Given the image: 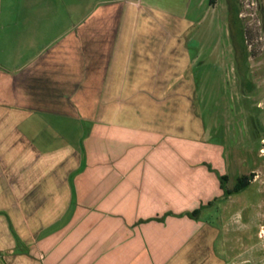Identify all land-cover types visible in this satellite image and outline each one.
I'll return each instance as SVG.
<instances>
[{"label": "crops", "instance_id": "0c3cea01", "mask_svg": "<svg viewBox=\"0 0 264 264\" xmlns=\"http://www.w3.org/2000/svg\"><path fill=\"white\" fill-rule=\"evenodd\" d=\"M126 5L103 1L36 52L0 19V264L221 263L216 229L187 214L223 198V164L194 148L193 112L162 129L177 101L156 89L159 56L145 78L161 37Z\"/></svg>", "mask_w": 264, "mask_h": 264}, {"label": "rangeland", "instance_id": "374dc122", "mask_svg": "<svg viewBox=\"0 0 264 264\" xmlns=\"http://www.w3.org/2000/svg\"><path fill=\"white\" fill-rule=\"evenodd\" d=\"M103 1L117 0H0V19L3 25L12 22L4 27L6 31L17 30L22 35L25 30L32 36L35 40L23 45L36 52ZM118 1L129 8L149 9L155 18L148 23L146 34L161 39L158 45L154 42L158 47L154 52H146L150 58L145 61L146 82L157 72L151 64L159 56L163 74L156 89H168V102L177 101L175 110L164 107L169 91L161 92L162 129L170 125L180 129L183 116L189 118L193 112L192 137L200 142L194 148L200 149L202 159L220 160L226 189L231 190L239 176L250 179L244 190L200 204L195 220L218 232L211 248L213 256L219 264H264V0ZM111 15L120 17V8L115 6ZM233 25H241L243 42ZM146 45L152 46V42ZM244 46L248 59L242 82L234 61L243 63ZM166 81H170L168 87ZM170 113L178 117L175 124L168 122ZM196 157L193 162L214 171L211 161Z\"/></svg>", "mask_w": 264, "mask_h": 264}, {"label": "trees", "instance_id": "16d2710c", "mask_svg": "<svg viewBox=\"0 0 264 264\" xmlns=\"http://www.w3.org/2000/svg\"><path fill=\"white\" fill-rule=\"evenodd\" d=\"M234 18H236L238 20L237 12H235ZM233 29L235 31L234 33L236 35H238L240 40L243 42V32H242L243 30H242L241 25H236V26L233 25ZM247 57H248V53H246V49H245V46H244L243 60L246 61ZM242 73H245V70L242 71ZM249 181H250V179L248 177L239 176L236 179L233 188L231 190H229V189H226V187H225L226 182H227L226 175L219 176V182H220L221 189L223 190V195L224 196H230L233 193H238V192L244 190L249 185ZM201 209H202V207L194 209L193 211L188 213L187 216L190 217V218H195L200 213Z\"/></svg>", "mask_w": 264, "mask_h": 264}, {"label": "flooded vegetation", "instance_id": "af4514ba", "mask_svg": "<svg viewBox=\"0 0 264 264\" xmlns=\"http://www.w3.org/2000/svg\"><path fill=\"white\" fill-rule=\"evenodd\" d=\"M237 21V20H236ZM239 21V20H238ZM232 35V34H231ZM246 49V48H245ZM247 53V52H246ZM248 57L246 58V61H247ZM246 61H243V63H240V62H237V61H234L235 63V68L238 72V74L240 75L241 77V80L242 82H244V79L246 78V70H247V62ZM245 70V73H242V71ZM245 84H249V82L246 80ZM263 232V231H262Z\"/></svg>", "mask_w": 264, "mask_h": 264}, {"label": "built area", "instance_id": "2783aa9c", "mask_svg": "<svg viewBox=\"0 0 264 264\" xmlns=\"http://www.w3.org/2000/svg\"><path fill=\"white\" fill-rule=\"evenodd\" d=\"M262 153H263V151H262Z\"/></svg>", "mask_w": 264, "mask_h": 264}]
</instances>
